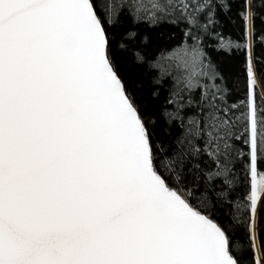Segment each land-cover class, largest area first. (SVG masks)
<instances>
[{
  "label": "snow or ice",
  "instance_id": "obj_1",
  "mask_svg": "<svg viewBox=\"0 0 264 264\" xmlns=\"http://www.w3.org/2000/svg\"><path fill=\"white\" fill-rule=\"evenodd\" d=\"M255 2L240 13L243 43L221 37L246 53L239 104L205 63L215 0L137 7V22L171 18L187 30L169 57L186 73L176 78L183 86L163 113L181 132L161 140L121 73L124 45L114 46L103 0H0V264H246L234 231L241 205L218 214L217 201L231 202L216 183L230 187L242 162L247 207H264ZM254 232L250 224L260 264Z\"/></svg>",
  "mask_w": 264,
  "mask_h": 264
},
{
  "label": "trees",
  "instance_id": "obj_2",
  "mask_svg": "<svg viewBox=\"0 0 264 264\" xmlns=\"http://www.w3.org/2000/svg\"><path fill=\"white\" fill-rule=\"evenodd\" d=\"M152 0H103L105 12L112 15L114 24L110 28L114 46L125 76L146 118L155 121V132L161 140H171L181 132L179 121L167 123L163 115L165 110L172 111L166 104L175 87H182L176 78L185 75L182 68H177L179 61L169 58L176 49L184 45V33L187 31L183 23H172L170 19L152 23L147 19L137 22L133 14L137 7L147 5ZM218 5L214 9V24L209 26L206 35H202V49L206 54V61L223 77L217 81L221 87H226L230 94L229 102L239 104L247 100L248 74L246 72V53L243 50L232 48L228 50L221 41V37L231 38L235 42L243 43L244 22L240 13L245 11V0H215ZM254 10L257 11L256 29L264 34V5L256 0ZM139 15L146 13L143 9ZM129 32L135 33L133 39H128ZM191 43V41H189ZM139 55L140 61L136 57ZM256 76L260 81L257 92L264 95V43L257 38L255 48ZM257 104L264 108V100L258 96ZM239 115V111L236 113ZM171 135H167V133ZM242 150L243 145H240ZM237 179L230 187L217 181V191L224 190V198L231 202V207L217 201L218 214L231 213L241 205L235 216V238L237 250L245 254L246 264H255L259 260L258 252L251 246L249 239V225H255L254 235L258 241H264V207L257 204L258 211L248 209V195L251 191V181L245 178L243 163L234 169ZM231 179V178H230ZM261 264V261H260ZM264 264V261H263Z\"/></svg>",
  "mask_w": 264,
  "mask_h": 264
},
{
  "label": "rangeland",
  "instance_id": "obj_3",
  "mask_svg": "<svg viewBox=\"0 0 264 264\" xmlns=\"http://www.w3.org/2000/svg\"><path fill=\"white\" fill-rule=\"evenodd\" d=\"M258 255H259V257H260V253L258 252ZM261 264H263V261H261Z\"/></svg>",
  "mask_w": 264,
  "mask_h": 264
}]
</instances>
